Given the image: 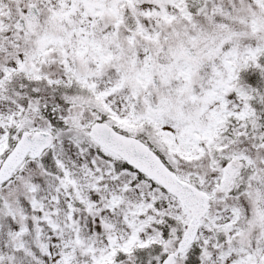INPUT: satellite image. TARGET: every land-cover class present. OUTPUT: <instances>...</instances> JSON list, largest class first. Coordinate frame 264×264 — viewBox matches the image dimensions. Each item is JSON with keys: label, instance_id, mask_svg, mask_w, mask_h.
Returning a JSON list of instances; mask_svg holds the SVG:
<instances>
[{"label": "snow or ice", "instance_id": "snow-or-ice-1", "mask_svg": "<svg viewBox=\"0 0 264 264\" xmlns=\"http://www.w3.org/2000/svg\"><path fill=\"white\" fill-rule=\"evenodd\" d=\"M0 264H264V0H0Z\"/></svg>", "mask_w": 264, "mask_h": 264}]
</instances>
